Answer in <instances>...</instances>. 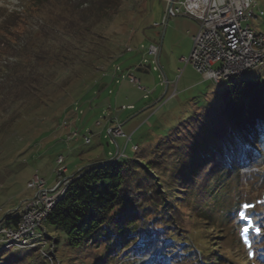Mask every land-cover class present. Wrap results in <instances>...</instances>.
<instances>
[{
	"label": "trees",
	"instance_id": "trees-1",
	"mask_svg": "<svg viewBox=\"0 0 264 264\" xmlns=\"http://www.w3.org/2000/svg\"><path fill=\"white\" fill-rule=\"evenodd\" d=\"M48 1L21 0L19 9L0 7V128L33 100V105L45 108L58 102L51 101L53 96L46 91L50 82L46 68L62 62L74 49L70 44H48L46 21L36 16ZM58 1L66 9L68 1ZM93 2L82 8L85 18H80L77 28L82 29L88 19L103 18L105 11L118 12L119 0ZM35 16L37 25L29 27ZM51 55L55 60L50 64ZM110 61L94 68L84 77V84L101 71L93 87L99 91L106 87L102 69ZM77 94L66 100L55 119L72 116L69 110ZM63 96L67 98V90ZM223 97L220 108H210L204 116L194 113L164 132L155 144L150 140L138 154L120 156L114 162L94 161L75 172L45 224L50 230L62 231L70 247L99 250L87 264L131 258L129 264H178L189 256L195 259H189L194 260L190 264H226L232 257L215 240L224 226L230 228L231 211L220 212L239 201V196L232 195L248 191L247 181L257 172L253 165L264 159V78L256 75L230 81ZM188 121H193L190 126ZM149 155L152 158L146 159ZM18 219L17 212L4 216L6 224ZM217 219H224L222 227ZM191 228L197 234L189 236ZM179 230L187 232L190 244L196 236L199 245L177 238ZM5 250H0V264H34L37 258L31 257L32 249ZM36 261L49 264L44 259Z\"/></svg>",
	"mask_w": 264,
	"mask_h": 264
},
{
	"label": "rangeland",
	"instance_id": "rangeland-1",
	"mask_svg": "<svg viewBox=\"0 0 264 264\" xmlns=\"http://www.w3.org/2000/svg\"><path fill=\"white\" fill-rule=\"evenodd\" d=\"M67 1L66 9H63L58 6V0H49L43 5L39 15H36L46 21L49 45L70 44L74 49L72 54L63 52L69 56L61 58L62 62L46 68L50 78L46 91L52 94L51 101L58 102H52L45 108V105L39 103L33 105L36 102L33 100L26 105V110L17 112L0 128L1 228L5 225V215L22 213L27 197L33 194L26 182L34 174L44 178L46 186L56 182L58 155L64 157L63 164L68 168L66 176H70L66 178L72 177L79 168L91 162L109 159L117 152V146L123 147L126 138L116 137L113 140L108 135L107 128L121 124L122 130L131 135L123 155L134 156L143 151L150 140L153 143L158 141L157 138L164 132L191 118L194 113L204 116L210 108H220L224 104L223 93L230 85L228 80L214 83L210 79H203L191 63L182 60L190 54L191 37L197 31V21L188 15H176L161 25L166 0H119L117 13L105 11L103 18L85 21L82 29L77 28L80 18H85L82 8L94 3L93 0ZM254 1L256 4L253 9L257 17L253 24L260 27L258 23L264 20V14H258L260 9L264 12V0ZM20 3L21 0H0V7L8 5L19 9ZM36 16L32 18L29 27L37 25L39 19ZM71 19H74L75 29L71 28ZM154 23L159 26L154 27ZM152 43L160 45L158 63L147 53ZM128 45L132 48L126 49ZM87 51L92 54H87ZM52 55L48 59L50 64L55 60ZM109 59L111 61L108 66L102 69L106 72L102 78L108 81L106 87L100 91L98 87H93L101 71H96L94 79L84 84V77L97 66L106 64ZM139 64H145L146 67H138ZM128 74H133L146 89H141L137 81L130 80ZM256 75L264 78V58L261 64L249 68L240 79ZM165 78L169 85H166ZM66 90L67 98L64 99ZM77 93H80L75 97L77 99L71 97L72 101L74 99L69 110L72 116L55 119L67 104L66 100L72 95H78ZM81 95L82 99L78 101ZM128 102L133 104L134 109L121 108L122 104L127 105ZM96 121L100 124L96 125ZM188 122L190 126L193 121ZM73 132L77 135L72 136ZM68 136L71 138L68 139ZM84 137H89L90 142L85 143ZM133 144L137 145L136 149L131 147ZM148 158L152 156L149 155L146 159ZM253 167L257 172L251 174L247 181L248 191L232 195L236 198L239 196V201H232L220 212L225 214L231 211L227 221L232 227L224 226L215 240L232 257L225 261L226 264H264V235L254 240L253 235L242 234L239 226L245 220H260L264 223V159H259ZM67 183L68 180L60 185L56 194L62 195ZM251 201L255 203V207L245 208L244 203ZM181 213L189 223L185 210ZM242 215L244 218H241ZM215 222L222 227L224 219H217ZM190 224L192 225L191 222ZM45 227L48 230L38 237L40 240L34 239L28 247L20 249L33 250L31 257L37 255L34 264L39 259H44L49 264H87L92 259L96 250L80 251L70 247L65 243L62 231L50 230L46 224ZM35 232L42 233V228L36 227ZM178 233L177 238H186L189 244L190 233L197 234L194 230L189 232V236L187 232L180 230ZM193 239L199 245L196 236ZM254 241L257 242L254 243L257 244L255 247L251 246ZM195 242L192 240L190 245ZM4 248L0 247V250L7 249ZM191 258L194 259L189 256L178 264L194 263L195 259L190 261ZM133 260H112L111 263L129 264Z\"/></svg>",
	"mask_w": 264,
	"mask_h": 264
},
{
	"label": "built area",
	"instance_id": "built-area-1",
	"mask_svg": "<svg viewBox=\"0 0 264 264\" xmlns=\"http://www.w3.org/2000/svg\"><path fill=\"white\" fill-rule=\"evenodd\" d=\"M249 9H253V0H168L162 23L167 17L180 13L198 21V29L192 36L190 54L182 60L191 63L204 79L218 81L219 77L228 73L238 76L246 69L254 67L257 58H264L262 31H259L254 44H247ZM157 52L158 47L151 44L148 53L155 57ZM128 78L136 81L132 74H128ZM107 131L113 136L125 135L119 125L108 127ZM84 140L89 142L90 139L84 137ZM56 162L59 165L58 174L63 173L66 169L62 164L63 156L59 155ZM66 180L68 179L63 178L60 183L49 188L45 180L35 174L27 182V187L35 190V193L25 203L34 205V213L26 214L20 222L7 228L0 234V239L23 232L26 228H33L34 225H43L45 220H42V212L50 204L51 195L57 193Z\"/></svg>",
	"mask_w": 264,
	"mask_h": 264
},
{
	"label": "bare ground",
	"instance_id": "bare-ground-1",
	"mask_svg": "<svg viewBox=\"0 0 264 264\" xmlns=\"http://www.w3.org/2000/svg\"><path fill=\"white\" fill-rule=\"evenodd\" d=\"M255 4H256V2L253 0V6ZM262 13H263V11L260 10L259 11V14H262ZM255 18H256V16L254 15V10L253 9H249L247 11V22H248V26H249L248 36H247V44H254V42H256V39L259 36V31H262V33H264V27L262 29H259L255 25H253V20ZM262 59L263 58H257V62L254 63V66H257L258 64H260L262 62ZM247 70L248 69H246L245 71H243L239 75L245 73ZM234 77H236L235 76V73H228V74H225L222 77H219L218 78V81H214V82H220L223 79H229V78H234ZM60 195L61 194H56V193H54L53 195H51V202H50V204L46 207L45 211L42 212V220H45L46 219V216H47L49 210L51 209V207L55 203L56 199ZM33 213H34V205L25 204L23 206V210H22V213H21V216H20V219L18 220V222H20L26 216V214H33ZM9 227L10 226H4V227L0 228V234L3 233L4 231H6L7 228H9ZM36 227H42V225H34L33 228H26V230H24L23 232H18V233L13 234V235L3 236L0 239V241L5 242L6 243V246H11V247H19V246L20 247H23V246H27L35 238ZM32 245H33V243H32Z\"/></svg>",
	"mask_w": 264,
	"mask_h": 264
},
{
	"label": "crops",
	"instance_id": "crops-1",
	"mask_svg": "<svg viewBox=\"0 0 264 264\" xmlns=\"http://www.w3.org/2000/svg\"><path fill=\"white\" fill-rule=\"evenodd\" d=\"M194 20H195V19H194ZM195 21H196V20H195ZM258 24L260 25V28L264 27V20L261 21V22H259ZM197 28H198V23H197ZM196 30H197V29H196ZM195 32H196V31H195ZM160 51H161V49H159V54H160ZM139 69H141V68H139ZM122 105H125V104H122ZM127 105H133V104H131L130 102H128ZM126 109H134V106H133V108H125V110H126ZM67 172H68V168H67ZM67 172H66V173H67ZM71 175H72V174H71ZM27 198H28V197H27ZM25 199H26V198H25ZM25 199H24V200H25Z\"/></svg>",
	"mask_w": 264,
	"mask_h": 264
},
{
	"label": "snow or ice",
	"instance_id": "snow-or-ice-1",
	"mask_svg": "<svg viewBox=\"0 0 264 264\" xmlns=\"http://www.w3.org/2000/svg\"><path fill=\"white\" fill-rule=\"evenodd\" d=\"M245 207H248L247 205H245ZM241 218H244L243 215L241 216ZM244 231H247V229H245Z\"/></svg>",
	"mask_w": 264,
	"mask_h": 264
},
{
	"label": "water",
	"instance_id": "water-1",
	"mask_svg": "<svg viewBox=\"0 0 264 264\" xmlns=\"http://www.w3.org/2000/svg\"><path fill=\"white\" fill-rule=\"evenodd\" d=\"M161 39H162V36H161ZM116 155H117V152L115 153V155H114V156H116ZM79 170H81V168H80Z\"/></svg>",
	"mask_w": 264,
	"mask_h": 264
}]
</instances>
